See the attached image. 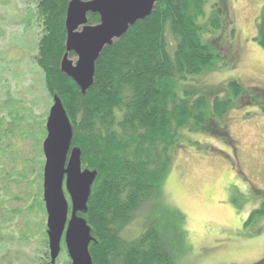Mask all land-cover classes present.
<instances>
[{"label": "rangeland", "instance_id": "374dc122", "mask_svg": "<svg viewBox=\"0 0 264 264\" xmlns=\"http://www.w3.org/2000/svg\"><path fill=\"white\" fill-rule=\"evenodd\" d=\"M40 1L0 0V264H52L43 143L53 97L36 61L44 31ZM225 1L238 31V45L222 42L231 61L184 84L198 93L202 85L237 79L254 91L257 102L248 104L244 94L227 113L233 146L203 130L181 128L180 148L162 181L163 205L144 208L124 231L133 238L154 225L178 264L264 259V216L251 227L244 224L264 204V193L251 188L264 190V49L253 40L264 0ZM218 2L207 0L200 20L208 40L221 30L207 23ZM64 245L55 264H71Z\"/></svg>", "mask_w": 264, "mask_h": 264}, {"label": "trees", "instance_id": "16d2710c", "mask_svg": "<svg viewBox=\"0 0 264 264\" xmlns=\"http://www.w3.org/2000/svg\"><path fill=\"white\" fill-rule=\"evenodd\" d=\"M206 3L158 0L150 16L104 49L93 85L82 93L60 67L66 52L68 0L39 2L44 31L36 61L45 75L46 90L62 99L73 126V145L82 151L83 168L98 172L87 211L81 213L95 238L89 247L93 264H178L154 225L133 238L124 231L138 212L163 205L162 181L171 169L173 152L180 148L181 128L203 130L233 146L227 113L244 94L248 104L257 102L254 91L237 79L202 85L198 93L185 86L217 70L218 64L227 67L231 59L222 42L232 45L237 39L225 0H219L207 18L221 29L219 36L206 39V23L200 21ZM89 22L99 23L100 17L90 14ZM256 28L253 40L264 49V6ZM263 216L264 204L250 213L245 227ZM256 264H264V259Z\"/></svg>", "mask_w": 264, "mask_h": 264}, {"label": "water", "instance_id": "95a60500", "mask_svg": "<svg viewBox=\"0 0 264 264\" xmlns=\"http://www.w3.org/2000/svg\"><path fill=\"white\" fill-rule=\"evenodd\" d=\"M157 2L68 0L61 71L86 93L94 83L96 62L104 49L150 16ZM90 14L98 15L100 22L90 24ZM71 53L77 57L76 62L70 58ZM46 129L43 197L51 262L56 263L64 241L71 264H93L89 247L95 238L81 213L87 211L98 172L83 168L82 151L73 145V126L57 94L53 96Z\"/></svg>", "mask_w": 264, "mask_h": 264}, {"label": "flooded vegetation", "instance_id": "af4514ba", "mask_svg": "<svg viewBox=\"0 0 264 264\" xmlns=\"http://www.w3.org/2000/svg\"><path fill=\"white\" fill-rule=\"evenodd\" d=\"M250 39H247V41H249ZM236 45H238V43L236 42V39H234V41H233ZM235 44H233V45H235ZM263 95H264V93H263ZM250 104H252L251 102H250Z\"/></svg>", "mask_w": 264, "mask_h": 264}]
</instances>
